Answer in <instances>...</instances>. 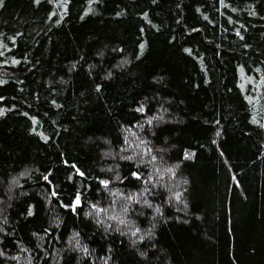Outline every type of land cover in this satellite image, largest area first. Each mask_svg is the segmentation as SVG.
Segmentation results:
<instances>
[{
	"label": "trees",
	"instance_id": "obj_1",
	"mask_svg": "<svg viewBox=\"0 0 264 264\" xmlns=\"http://www.w3.org/2000/svg\"><path fill=\"white\" fill-rule=\"evenodd\" d=\"M0 264H264V0H0Z\"/></svg>",
	"mask_w": 264,
	"mask_h": 264
}]
</instances>
